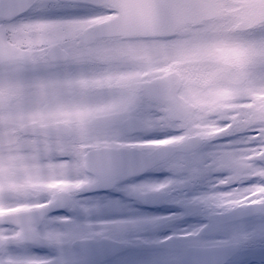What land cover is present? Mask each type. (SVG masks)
<instances>
[{"label": "clouds", "instance_id": "9594fccd", "mask_svg": "<svg viewBox=\"0 0 264 264\" xmlns=\"http://www.w3.org/2000/svg\"><path fill=\"white\" fill-rule=\"evenodd\" d=\"M132 129L171 141L152 157L170 173L157 186L191 192L182 203L207 219L201 234L264 210V0H98L86 19H4L0 177L20 188L2 203L16 210L0 213V264H19L14 249L34 235L58 249L69 233L112 234L40 213L55 208L50 184L71 180L81 200L137 166L117 143Z\"/></svg>", "mask_w": 264, "mask_h": 264}, {"label": "flooded vegetation", "instance_id": "af4514ba", "mask_svg": "<svg viewBox=\"0 0 264 264\" xmlns=\"http://www.w3.org/2000/svg\"><path fill=\"white\" fill-rule=\"evenodd\" d=\"M10 2L29 3V6L18 14L0 16V23L4 19L37 17V11L41 13L38 17L86 19L89 14L82 13L91 12L98 0H72L73 8L63 12L40 11L41 0ZM144 137L149 138V134L132 129L127 140L117 142L126 153L140 158L137 166L130 167L137 175L130 178L119 176V179H124L119 187H111L116 179L110 176L105 179L103 187L88 188L81 194V200H76L74 195L79 185L74 187L71 180H59L48 185L56 208L48 213L50 219L71 218L77 227L108 223L114 226L110 236L93 239L73 232L78 239L63 245L62 249L29 243L14 249L15 254L20 258H56L60 264H264V210L214 222L208 232L201 234L199 230L207 219L187 210L182 203L191 192L177 190L168 193L157 186V182L166 180L170 173L152 168L151 156L156 155L159 146L168 145L171 141L160 139L162 134L147 142ZM53 174L66 176L68 171L62 169ZM19 188L16 181H5L0 177V213L16 210L5 209L2 203ZM196 190L195 187L192 189L193 192ZM84 200L97 202L101 207L91 206ZM37 207H48V204ZM132 219H169V222L139 230L123 226L122 222ZM4 228L0 224V231ZM192 232L197 236H190Z\"/></svg>", "mask_w": 264, "mask_h": 264}, {"label": "snow or ice", "instance_id": "6c2138e0", "mask_svg": "<svg viewBox=\"0 0 264 264\" xmlns=\"http://www.w3.org/2000/svg\"><path fill=\"white\" fill-rule=\"evenodd\" d=\"M73 8L72 0H41L40 4V11L42 12H63V11H69ZM161 139V138H160ZM145 142L152 140V138L144 137ZM152 168H156L155 165H152ZM119 176H125L126 178L133 177L137 175L131 168H122L117 173ZM125 178V179H126ZM124 179H119L115 183L112 184L111 187H119L121 182ZM100 188V187H97ZM56 208H53L51 210H54ZM49 213V212H48ZM48 213L41 212L40 213V219L42 221H46L49 224H61V225H67V224H73V221L71 218H60L59 220L56 219H50L48 217ZM169 222V219H160V220H145V219H132L128 221L122 222L123 226L125 227H133L137 230L145 228V227H151L155 225H164ZM100 225H111L108 223L100 224ZM113 226V225H111ZM68 235H72L73 233H69ZM51 237L49 243H44L40 241L38 236H33V240L31 244L34 245H45V246H52L51 243ZM58 249H62V246ZM19 264H60V261H58L56 258H43V257H27V258H21L19 261Z\"/></svg>", "mask_w": 264, "mask_h": 264}, {"label": "water", "instance_id": "95a60500", "mask_svg": "<svg viewBox=\"0 0 264 264\" xmlns=\"http://www.w3.org/2000/svg\"><path fill=\"white\" fill-rule=\"evenodd\" d=\"M26 2L28 0H25ZM91 1H97V0H91ZM29 3H11L9 0H0V16H11L17 13L22 12L26 8H28ZM159 151L156 152V154ZM153 156H151L152 158ZM241 214H247V212L241 213ZM228 249V247L226 248Z\"/></svg>", "mask_w": 264, "mask_h": 264}, {"label": "rangeland", "instance_id": "374dc122", "mask_svg": "<svg viewBox=\"0 0 264 264\" xmlns=\"http://www.w3.org/2000/svg\"><path fill=\"white\" fill-rule=\"evenodd\" d=\"M89 13H90L89 11H85V12H83L82 14H84V15H88ZM60 14H61V15H68V14H66V13H60ZM248 15H249L250 17L254 18V17H256L257 15H259V12H258L256 9H250ZM36 16H37V17H38V16H41V13H40L39 11H37ZM158 135H159V134H149V138H152V140L155 139V138L157 139V138H158Z\"/></svg>", "mask_w": 264, "mask_h": 264}]
</instances>
